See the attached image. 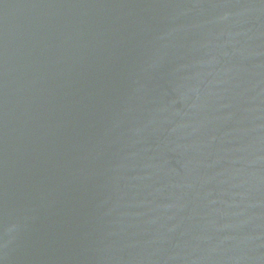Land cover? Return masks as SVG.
<instances>
[{
  "label": "water",
  "instance_id": "1",
  "mask_svg": "<svg viewBox=\"0 0 264 264\" xmlns=\"http://www.w3.org/2000/svg\"><path fill=\"white\" fill-rule=\"evenodd\" d=\"M0 264H264V0H0Z\"/></svg>",
  "mask_w": 264,
  "mask_h": 264
}]
</instances>
